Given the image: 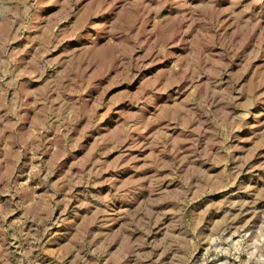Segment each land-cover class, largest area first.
Returning a JSON list of instances; mask_svg holds the SVG:
<instances>
[{"label": "rangeland", "instance_id": "obj_1", "mask_svg": "<svg viewBox=\"0 0 264 264\" xmlns=\"http://www.w3.org/2000/svg\"><path fill=\"white\" fill-rule=\"evenodd\" d=\"M0 264H264V0H0Z\"/></svg>", "mask_w": 264, "mask_h": 264}]
</instances>
